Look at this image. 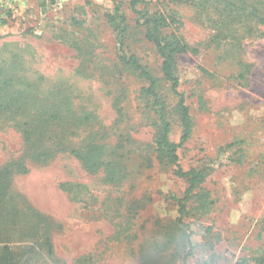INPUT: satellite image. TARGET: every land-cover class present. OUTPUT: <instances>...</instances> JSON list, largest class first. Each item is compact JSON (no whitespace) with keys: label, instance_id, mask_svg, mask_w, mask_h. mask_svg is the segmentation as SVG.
<instances>
[{"label":"rangeland","instance_id":"1","mask_svg":"<svg viewBox=\"0 0 264 264\" xmlns=\"http://www.w3.org/2000/svg\"><path fill=\"white\" fill-rule=\"evenodd\" d=\"M114 2L127 18L123 49L159 79L172 141L181 134L176 97L145 38V19L174 17L162 33L187 46L175 71L192 130L179 162L186 170L208 166L186 202L189 231L169 198L183 196L187 179L157 157L147 83L121 63L104 18ZM128 3L0 0V167L26 168L11 167L9 191L42 214L53 246V255L35 246L20 263L264 264V25L246 16L264 15V0H145L138 13ZM65 101L90 120L53 126L63 146L35 159L20 125ZM56 136L39 144L50 149ZM91 143L116 146L121 178L108 180L107 166L91 171L71 152Z\"/></svg>","mask_w":264,"mask_h":264},{"label":"trees","instance_id":"2","mask_svg":"<svg viewBox=\"0 0 264 264\" xmlns=\"http://www.w3.org/2000/svg\"><path fill=\"white\" fill-rule=\"evenodd\" d=\"M140 3H145V0H129L128 4L133 12L138 13L136 6ZM113 4L112 10L104 13V18L115 34L119 46L117 53H119L121 63L137 71L147 83V86L142 89V93L146 96L149 103L148 108L154 113L158 121L153 134L156 155L160 161L163 159L166 163L172 164L174 173L178 177L187 179L188 186L183 196L177 197L171 194L169 198L178 207L179 216L176 218L178 225L189 231V225L183 222V216L186 213V202L190 199L193 190L200 183H203L208 166L186 170L179 162L178 150L188 140L192 130L189 107L185 102L184 94L178 90L179 79L175 71L176 57L183 53L187 46L175 34L162 33V29L168 26L174 17L169 15L166 17L162 12H155L149 14V17L145 19L144 22L147 25L144 33L145 38L154 44L156 52L160 55L163 79L169 83L170 90L176 97L175 109L180 119L181 134L178 141H172L169 138L171 124L166 118L165 103L157 92L159 79L142 66L135 55L129 54L123 49L127 18L120 6L115 2ZM246 16L254 18L256 22L264 25V15L251 11ZM62 103L64 107H56L54 105V107L36 110L29 119L20 125L23 141L28 147V153L33 154L35 159L46 160L54 156L55 153L57 154L59 151L57 149L58 146H63L62 136H56L52 129L53 126L62 125L63 123V126L75 127L82 122L90 120L89 115L78 114L67 101ZM47 135L56 136V138L51 139L52 146L50 149L39 144L48 140L46 138ZM52 149L54 151L50 153L48 150ZM115 149L116 146L91 143L83 151L73 150L71 152L91 171H95L101 166H107L109 168L107 179L116 181L122 177L123 168L121 163L112 158L113 150ZM109 155L110 158L108 157ZM12 166L22 169L23 165L21 161H16L0 167V242L3 243L0 252V264H21L22 256L30 253L35 246L39 245L46 247L48 255H53L51 239L48 235L45 236L44 233L45 222L42 214L35 209L27 207L26 203L22 202L23 197L9 191L12 181ZM25 171L26 168L22 169V172ZM21 240H28L30 244L27 245L26 249L18 253L12 248V244ZM190 248L186 253L187 255L190 254L188 253Z\"/></svg>","mask_w":264,"mask_h":264}]
</instances>
